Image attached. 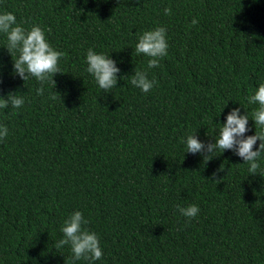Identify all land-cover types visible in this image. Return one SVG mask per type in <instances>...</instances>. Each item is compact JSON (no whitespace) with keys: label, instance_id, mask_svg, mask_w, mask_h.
I'll use <instances>...</instances> for the list:
<instances>
[{"label":"trees","instance_id":"16d2710c","mask_svg":"<svg viewBox=\"0 0 264 264\" xmlns=\"http://www.w3.org/2000/svg\"><path fill=\"white\" fill-rule=\"evenodd\" d=\"M0 11L64 53L53 85L23 81L0 34V96L24 99L0 109V264H68L56 242L75 210L98 236L94 264H264V172L228 150L201 164L205 149L180 143L192 131L213 143L264 79V0H0ZM157 26L167 55L147 68L136 37ZM89 48L115 62L113 88L84 71ZM137 70L155 81L148 92L130 84ZM189 204L196 216H181Z\"/></svg>","mask_w":264,"mask_h":264},{"label":"clouds","instance_id":"9594fccd","mask_svg":"<svg viewBox=\"0 0 264 264\" xmlns=\"http://www.w3.org/2000/svg\"><path fill=\"white\" fill-rule=\"evenodd\" d=\"M164 11L167 14L168 9ZM196 23V18H193L191 24ZM165 32L166 29L163 26H157L142 31L136 37L135 52L149 58L146 61L147 68L157 67L160 58L167 55L168 42ZM0 34L4 36L7 50L16 53L12 62L16 75L23 81L32 77L41 85L44 82H50L53 85L52 75L59 72L58 60L64 56V53L50 45L45 37V30L39 25H32L26 29L16 22L12 12L0 11ZM84 64L86 65L84 71L92 77L99 89L107 91L113 88L118 69L108 55L89 48L84 55ZM129 82L141 92H148L155 84L154 80L147 78L144 70L135 71ZM41 91L42 88L36 89L38 95ZM244 100L245 106L239 104V107L231 108L224 116L223 123L219 121L215 123L219 127L213 137L214 142L207 144L206 148L204 143L196 138L195 131L186 133L180 141L184 153L196 154L205 149L208 155L202 157L201 164H204L217 156L215 155L217 152L220 155L228 150L242 160L241 164L247 165L246 171L249 175L260 176L259 173L264 172L262 167L264 164V79L256 84ZM23 104L24 99L19 94L7 93L6 98L0 96V109L6 107L19 109ZM252 105L255 107L251 108L250 112L247 111L246 106ZM241 109H244L243 114ZM250 120L255 130L251 135H245L249 131L246 126ZM7 135L8 127L0 124V140ZM257 141H259L258 144ZM253 145H256L255 149ZM177 211L183 217L192 218L196 216L199 209L197 205L189 204L185 207L177 206ZM87 223L81 212L75 210L68 214L60 225L59 231L62 236L56 242V247L61 248L65 245L69 247L71 258L68 264L81 259L88 264H94L102 256L98 236L84 227Z\"/></svg>","mask_w":264,"mask_h":264}]
</instances>
